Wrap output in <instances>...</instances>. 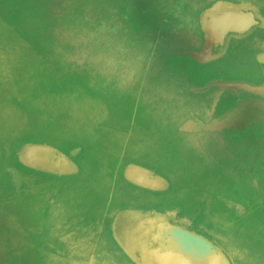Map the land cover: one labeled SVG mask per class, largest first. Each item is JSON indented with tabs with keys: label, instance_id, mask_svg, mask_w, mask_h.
Segmentation results:
<instances>
[{
	"label": "rangeland",
	"instance_id": "rangeland-1",
	"mask_svg": "<svg viewBox=\"0 0 264 264\" xmlns=\"http://www.w3.org/2000/svg\"><path fill=\"white\" fill-rule=\"evenodd\" d=\"M5 4H9L7 10L3 9ZM110 5L109 0L0 3V13L13 26L12 33L7 31L12 34L13 43L9 67L13 68L11 78L16 81L10 91L0 90V97L9 92L3 100L7 105L0 107L6 111L7 106H13L14 115L17 112L11 130L0 137V150L2 140L53 145L78 166L74 174L46 172L41 176L17 168L15 147L6 157L0 156V264H89L87 259L83 263L72 256L70 243L87 248L90 241L112 242L110 226L115 212L121 209L119 201L132 205V198L125 193L130 188L123 175L132 161L151 165L166 177L173 170L180 173L169 178L170 197L164 196V203L158 202V206L167 202L191 212L209 209L202 217L227 227L232 226L229 217L215 216L212 209L224 210L222 197L228 195L224 199L237 200L248 211L249 207L253 209V202L249 205V200H242L234 190L223 191L222 183L228 181L227 177L219 184L211 180L215 170L219 173L226 168L207 171L200 164L197 165L201 167H193L194 155L174 139V133L166 126L164 120L172 110L167 89L176 85L179 88L187 74L199 79L198 71L204 67L184 62L185 72L167 71L170 64L176 63L171 60V53L179 50L171 45L165 4L135 2L126 9L115 8V13ZM173 8L168 11L170 21L175 20L171 12L177 11V7ZM19 32L28 38L23 40L24 44L14 35ZM166 64L169 66L165 67ZM225 65L228 68L220 76L247 77L246 67L232 61ZM207 69L209 74H215V66ZM3 78L6 79H0ZM153 81L161 84L151 87ZM21 114L24 118L20 119ZM138 150L146 154H136ZM220 165L228 163L223 160ZM238 169L234 166L237 175ZM261 170L264 171H258ZM261 176L264 179V173ZM242 177L249 182L246 174ZM231 179L234 184L235 179ZM220 192L223 195L217 196L222 202L213 203ZM256 215L264 221L262 206L246 221ZM230 216L236 218L232 213ZM145 217L128 227L126 235L121 233L136 261L143 264L146 262L141 257L140 245L145 240L135 235L150 220L157 219ZM189 217L197 218L196 214ZM122 220L123 224L127 218L123 216ZM250 227L245 229L248 235L264 237V232ZM184 237L189 242L196 241L188 234Z\"/></svg>",
	"mask_w": 264,
	"mask_h": 264
},
{
	"label": "flooded vegetation",
	"instance_id": "flooded-vegetation-1",
	"mask_svg": "<svg viewBox=\"0 0 264 264\" xmlns=\"http://www.w3.org/2000/svg\"><path fill=\"white\" fill-rule=\"evenodd\" d=\"M109 1L111 3L109 9H113L112 13H115V8L119 6L126 9V6L129 7L135 2L165 4L166 25L168 31H171V45L173 49L179 51L170 55L171 60L176 63L164 66H169L168 71L171 72L184 71L186 68L184 62L196 68L204 67L198 71L199 80H196L197 75L186 73L187 78L179 83V88L176 85L167 89L172 110L168 113L167 121L164 120L166 126L174 133V139L194 155L193 167H201L197 164L202 165L204 162L210 170L226 168V171L219 170V173L215 170L218 184L225 181L224 176L227 177L228 181L222 183L223 191L228 192L232 189L244 200H249V193L246 192V189L249 190V182L244 181L242 176L247 175L253 189L256 187V180L249 175V169L245 167L239 168L238 173L242 175H237L233 163L236 156L240 159L245 156L243 152H239L238 146L242 148L245 139L249 141V136L244 135L246 132L261 130L264 133V81L254 84V81L249 79L254 76H264V0ZM173 7H177V11L171 12L175 20L170 21L169 10L174 9ZM226 61L246 67L247 77L220 76V72L228 68L225 67ZM137 65L140 67L139 64ZM210 65L215 66L214 75L208 73L207 66ZM156 83L158 82L153 81L150 86L153 87L152 85ZM167 96L164 98L167 99ZM144 153L146 154V151L136 152L140 155ZM219 160L226 161L228 165L216 167L220 164ZM131 166L141 170L128 172ZM136 171L148 177L142 178V174L138 175ZM173 171L166 177L151 165L129 162L123 175L130 188L125 193L132 198L130 203L132 205L127 206L124 204L125 201H119L121 209L115 212L110 226L113 244L108 239H103L90 241L89 248L87 246L85 248L71 241L72 256L81 259L83 263H86L87 259L89 264H139L121 233L124 232L126 235L129 231L128 227L132 228L139 218L161 215V218L173 225H180L190 230L188 235L193 236L196 241H204L205 251L220 253L225 257L227 264H235L233 256L223 248L220 241L215 239L221 237L220 233L209 228L205 220L199 221L198 211L191 212L186 207L174 206L167 202L168 207L157 205L158 202L164 203V196L170 197L169 178H175L180 174ZM41 173L46 174L45 171ZM155 177L161 179L163 183L156 185L146 180ZM231 178L235 179L234 184L229 182ZM220 194L223 195L222 192ZM173 198L174 196L171 195L170 200ZM224 198L225 211L232 214L245 211L242 203ZM208 210L205 213L209 212ZM195 214L197 218L192 220L189 216L193 217ZM123 216L127 220L122 224ZM183 221H187V224L183 225ZM230 224L233 225V222ZM105 230L109 231V226ZM153 248L157 249L156 246ZM109 254H113L112 257Z\"/></svg>",
	"mask_w": 264,
	"mask_h": 264
},
{
	"label": "crops",
	"instance_id": "crops-1",
	"mask_svg": "<svg viewBox=\"0 0 264 264\" xmlns=\"http://www.w3.org/2000/svg\"><path fill=\"white\" fill-rule=\"evenodd\" d=\"M3 0H0V3ZM9 4H5V7L3 8L4 10L8 9ZM7 17L0 13V78L1 77H6V79H0V90L6 89L10 91V88H13L14 84L16 81L12 80L11 76L13 73V68L9 64L11 63V57L10 53H12V47L13 43L11 42L10 35H12V30L13 26L11 25L10 21L6 19ZM11 33H9L8 31ZM16 36H19V40H21L20 44H24L23 40L27 39L23 32H19L14 34ZM168 71V67H167ZM188 71V70H187ZM252 75V74H251ZM235 78V77H233ZM256 78V79H255ZM202 79V78H201ZM254 81V84L256 83H262L264 81V76L259 75L258 77H253L249 78ZM196 80H199L196 78ZM8 94H4V97H0V105L1 104H6L3 100L9 97V92ZM1 96V95H0ZM7 96V97H6ZM23 102V101H22ZM21 102V103H22ZM7 105V104H6ZM2 111V112H1ZM0 121L2 122L3 126L0 129V137L6 136L5 132L12 128V125H14V116H17V112L14 115L13 111V106L8 107L7 110L3 111L2 108L0 107ZM14 115V116H13ZM18 115V118H24L22 116ZM10 121V123H7ZM2 134V135H1ZM244 135L249 136V141L246 140L243 142V147L239 148V152H243L245 154L243 159H240L239 157L236 156L233 166H238L239 168L245 167L246 169H249V175L256 180V187L255 189L252 188V185L250 184L249 180V205L251 202H253V209L249 211L245 208V211H242L240 214H234L233 215L236 217L235 219L231 218L230 212L224 211V210H216V208H212L215 216L222 214V215H227L229 218L228 220L233 222L234 226H224L220 224L219 221H209L205 220L202 216L206 217V210L200 211V208L198 210V220L201 221V219L205 220L206 225L211 228L216 230V232L220 233V238L219 237H214L219 243L225 248L234 258L235 264H264V237H259L257 235H248L245 231V229L251 228L250 226L261 230L262 233L264 232V221L262 218L256 216L250 220L249 222L246 221L247 216L251 215L254 210H258L260 206L264 208V179L261 176L264 171H258L259 169H264V133L261 130H254L246 132ZM21 136H18V138ZM242 138V137H241ZM19 139H16V141H11L5 143V141L2 142L3 148L0 150V156L6 157L7 152L11 149L16 148L15 151H17V160H16V166L21 170V172L24 173H29V172H36L38 174H41V176H44L46 174L41 173L39 171H35L33 169H30L26 165H24L19 158V154L22 151V149L28 145V144H36V145H44L43 143H37V142H18ZM14 143L17 144L14 146ZM47 143V142H46ZM1 146V145H0ZM52 147L56 148L55 146L51 145ZM58 149V148H57ZM60 150V149H59ZM221 164V160H219ZM218 164V165H220ZM217 165V166H218ZM204 170H210L207 168L208 165L203 162L202 164ZM216 166V167H217ZM248 166V167H247ZM250 169H257L256 171H251ZM207 171L204 173L206 174ZM213 177H211V180H213V183H218V180H216V174H212ZM28 177V176H27ZM218 178V177H217ZM252 178V179H253ZM149 183L151 184H162L163 181L159 178H152L151 180L146 179ZM220 181L223 179H219ZM230 182V181H229ZM253 189V191H252ZM221 195L220 193L215 195V198L213 200V203L215 200L221 201V197L217 196ZM234 196L235 194H231ZM225 197H229L228 195ZM224 197H222L223 199ZM208 200V199H207ZM242 200H244L242 198ZM237 201V200H236ZM222 202V201H221ZM238 202V201H237ZM239 203V202H238ZM241 204V203H239ZM169 204H166L164 207H168ZM173 205V204H171ZM213 205V204H212ZM242 205H244L242 203ZM252 208V207H251ZM224 209V207H223ZM189 216V215H188ZM200 217V218H199ZM161 217H157L156 220H150V223H147V227L143 226L141 230H139L138 233H136L135 237L136 238H142L143 233H147L148 238L144 242V244H141V251L142 253L143 249L146 251L151 250V252H171L174 254H181L185 257H189V255H194L195 258H199L200 253H193L192 250L189 248L190 247V242L185 240L184 235L189 234L187 228L180 226V225H173L166 219H159ZM197 220V221H198ZM241 220V221H240ZM244 220V221H243ZM199 221L197 223H199ZM169 234H167L168 232ZM263 235V234H262ZM258 241L260 245L257 244ZM193 243L196 244L197 248L200 249V247L204 244V241H194ZM262 245V246H261ZM153 246L157 247V251L154 250ZM145 252V251H144ZM146 253V252H145ZM142 255V254H141ZM200 264V263H199Z\"/></svg>",
	"mask_w": 264,
	"mask_h": 264
},
{
	"label": "water",
	"instance_id": "water-1",
	"mask_svg": "<svg viewBox=\"0 0 264 264\" xmlns=\"http://www.w3.org/2000/svg\"><path fill=\"white\" fill-rule=\"evenodd\" d=\"M262 91L261 88H259ZM20 161L29 168L37 169L40 171H45L48 173L58 174V175H70L78 171L77 164L64 152L57 148L48 145H36L28 144L26 145L19 154ZM141 170L140 168H135L134 166L129 167V171ZM126 172V174L128 173ZM165 183V181H164ZM157 217H161L158 215ZM166 256L165 253H157L155 258L157 264H161V260ZM214 258H208L205 264H217L213 262ZM228 263V262H227ZM143 264V263H139ZM145 264V263H144ZM162 264H191L186 259L181 258L180 255L176 257H171L168 261H162Z\"/></svg>",
	"mask_w": 264,
	"mask_h": 264
},
{
	"label": "bare ground",
	"instance_id": "bare-ground-1",
	"mask_svg": "<svg viewBox=\"0 0 264 264\" xmlns=\"http://www.w3.org/2000/svg\"><path fill=\"white\" fill-rule=\"evenodd\" d=\"M147 237H148L147 233H143L142 240L146 241ZM189 248L195 254L196 253H200L199 258H195L194 255H191V254L189 255V257H185V256H183L181 254H174V253H171V252H160V253H165L166 254V256H164L163 259L161 257H159V259L161 260V264H162V261H168L169 258L176 257L178 255H180L181 258L186 259L191 264H199V263L200 264H205L207 259L210 258V257L214 258L213 262H215L217 264H227V261H226V259H224L225 257L222 254L216 253V252H212V251L211 252L210 251H208V252L205 251L206 248H205L204 244L200 247V249H198L195 243L190 242V247ZM141 254H142L141 257L144 259L146 264H157V261H156L157 258H155L156 254H157L156 252H154V251L151 252V250H149V251L143 250Z\"/></svg>",
	"mask_w": 264,
	"mask_h": 264
}]
</instances>
